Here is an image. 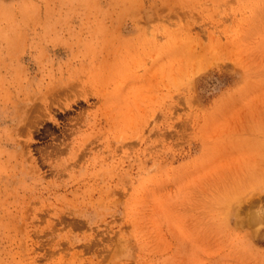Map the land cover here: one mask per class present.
Segmentation results:
<instances>
[{"label":"rangeland","instance_id":"obj_1","mask_svg":"<svg viewBox=\"0 0 264 264\" xmlns=\"http://www.w3.org/2000/svg\"><path fill=\"white\" fill-rule=\"evenodd\" d=\"M0 264H264V0H0Z\"/></svg>","mask_w":264,"mask_h":264},{"label":"bare ground","instance_id":"obj_2","mask_svg":"<svg viewBox=\"0 0 264 264\" xmlns=\"http://www.w3.org/2000/svg\"><path fill=\"white\" fill-rule=\"evenodd\" d=\"M50 88H48L47 91L43 92L42 94L43 95L48 94V96L50 94V96H49L50 97V100H51V102H53V100H55V99L56 100L60 99L62 97L61 95H65V96H68L69 97L70 96V93L72 92L73 85H72V83L70 81H66L65 82L64 80H62V81L59 80V81H57V83H55V84L52 85V88L51 89ZM75 92H79V91H75ZM73 94L75 95V93H73ZM82 95H83V93H82ZM84 99H85V97H84ZM71 101H72V99H71ZM73 101L76 102V99H73ZM60 105H61V103H60ZM66 106L67 107H70V104H66ZM63 108H65V107H63ZM45 109H46V105H45ZM79 147H80L79 148V151L82 152L84 150V148L86 147L85 146V142L81 143V145H79ZM76 151H77V149H76ZM79 155H81L80 152H78L77 154L76 153L74 154L75 157H79ZM73 159H74V157H73Z\"/></svg>","mask_w":264,"mask_h":264}]
</instances>
